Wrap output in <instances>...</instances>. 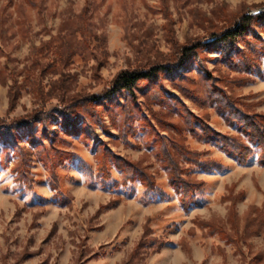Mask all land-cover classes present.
Wrapping results in <instances>:
<instances>
[{
  "label": "rangeland",
  "instance_id": "rangeland-1",
  "mask_svg": "<svg viewBox=\"0 0 264 264\" xmlns=\"http://www.w3.org/2000/svg\"><path fill=\"white\" fill-rule=\"evenodd\" d=\"M166 4L167 13L164 0H0V121L62 106L63 75L72 78L69 97L99 95L120 72L172 57L174 36L209 41L213 30L264 8V0ZM255 23L259 36L248 34L238 49L200 52L214 80L187 65L177 80L141 83L136 100L124 93L108 108L80 104L74 112L91 128L50 112L0 130V264H126L134 253L132 264H264L259 149L241 164L192 130L206 125L250 144L209 91L217 85L264 114V57L249 52V44L264 48V21ZM246 60L261 62L263 74ZM186 149L222 169L190 163L180 155ZM101 160L108 179L98 174ZM137 166L158 194L147 196ZM126 174L135 180L124 186ZM174 176L202 190L186 198Z\"/></svg>",
  "mask_w": 264,
  "mask_h": 264
},
{
  "label": "trees",
  "instance_id": "trees-1",
  "mask_svg": "<svg viewBox=\"0 0 264 264\" xmlns=\"http://www.w3.org/2000/svg\"><path fill=\"white\" fill-rule=\"evenodd\" d=\"M168 0H164L165 12L167 13L168 9ZM239 20V22L237 21ZM236 21L233 22L227 28L215 29L210 34V40H200L195 39L188 44H180L174 36L173 30H170L173 34L172 42H173V55L172 57L168 58L166 61H161L158 63H154L152 65L135 68V69H127L120 72L113 82L111 86L103 91V93L99 95H77L74 97H69L67 90L64 88L68 87V82H71L72 78L70 75H63L62 76V84H61V105L58 106L55 110H51V113H59L63 119L71 121L73 124L77 125L79 122H83L88 128H91V124L87 121L86 118H83L74 110L80 106L82 103H93L99 106L109 107L108 105L112 104L115 100L127 93L131 95L133 99L136 100L137 91L140 89V84L143 82H150V83H157L161 80L163 76L169 77L171 81L177 80L176 77H182L185 74L187 69V65L197 64L205 73H207L209 80H214L212 78L211 72L205 65L204 59L200 56V52L202 50H211L216 49L222 53L232 52L234 49L239 48V42L243 41L248 34L253 33L257 37L259 36L256 34L259 31H256V23L259 21H264V13H260L257 15H249L243 14L240 16ZM249 43V42H247ZM250 54L254 56V58H261L264 57V48H260L259 51L256 49V45L249 44ZM256 49V51H255ZM242 53L244 57V52L241 50L238 53ZM224 54V55H225ZM241 56V57H242ZM245 59V58H244ZM247 64H251L253 69L252 71H258V73L263 74L261 70V62L254 61L248 62ZM245 62V65H247ZM236 69H242V65L238 64L233 66ZM17 84H15L11 90V98L13 100L17 97ZM179 89V88H177ZM219 86L215 85L210 89L209 93L212 99L222 107L224 110L227 111V120L235 123L239 126L240 132L247 138V141L250 144L245 143L242 138L233 135L223 134L221 132H217L211 129L209 126H203V131L198 132L192 128L194 131L193 134L198 139H205L207 142L213 143L216 147L220 150L228 154L230 157L238 160L241 164L247 163L254 155H255V148L259 149V160L260 163L264 164V114H258L252 112L249 108H241L236 100L230 97L226 92L219 90ZM182 90V89H181ZM161 98H157L158 100ZM67 99L69 102L65 100ZM50 112L44 111H36L33 115L26 116L24 118L15 119L12 122H3L0 121V130H6L7 133L11 132L15 129H22L24 127H30L36 123L42 121L43 117L49 116ZM100 116H96V119L100 121ZM188 124L193 125L192 123L195 122V119L188 118ZM202 123L201 121H199ZM192 127V126H191ZM3 135V133H2ZM164 148V147H163ZM165 151V148H164ZM181 156L185 157L186 160L190 163H195L196 165L200 166L205 171H213V170H221L222 166L217 162L206 160V161H199L197 160V156L200 155L198 152L190 151L186 149ZM167 158L170 159L169 165L170 167H176L177 163L173 158L167 155ZM166 158V159H167ZM104 161L101 160L99 175L101 177H110V169L104 165ZM87 169L90 170L89 167ZM176 169V168H174ZM173 169V170H174ZM134 170L137 173L135 177H141L144 186L146 187V194L147 196L156 195L159 193L158 190L153 183L151 182V178H146L145 172L137 166L134 167ZM178 172V170H177ZM105 174L107 176H105ZM127 176V177H126ZM124 183L121 185L126 186L128 182H132L135 180L133 176L126 174ZM172 185L174 188L184 197H188V194L192 191H201L202 184H194L187 181H182L180 177L174 176L172 177ZM191 192V193H192ZM136 254L134 253L130 260L126 264H132L133 259L135 258Z\"/></svg>",
  "mask_w": 264,
  "mask_h": 264
},
{
  "label": "built area",
  "instance_id": "built-area-1",
  "mask_svg": "<svg viewBox=\"0 0 264 264\" xmlns=\"http://www.w3.org/2000/svg\"><path fill=\"white\" fill-rule=\"evenodd\" d=\"M260 11H264V8L259 9L257 12H260ZM257 12H254V13H257Z\"/></svg>",
  "mask_w": 264,
  "mask_h": 264
},
{
  "label": "bare ground",
  "instance_id": "bare-ground-1",
  "mask_svg": "<svg viewBox=\"0 0 264 264\" xmlns=\"http://www.w3.org/2000/svg\"><path fill=\"white\" fill-rule=\"evenodd\" d=\"M257 13H264V11H260V12H257ZM254 14H256V13H254Z\"/></svg>",
  "mask_w": 264,
  "mask_h": 264
}]
</instances>
